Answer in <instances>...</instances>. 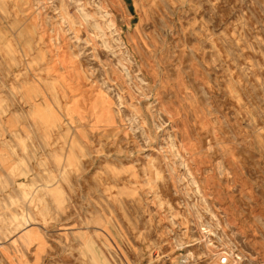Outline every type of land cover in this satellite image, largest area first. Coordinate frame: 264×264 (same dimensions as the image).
<instances>
[{
  "label": "rangeland",
  "instance_id": "obj_1",
  "mask_svg": "<svg viewBox=\"0 0 264 264\" xmlns=\"http://www.w3.org/2000/svg\"><path fill=\"white\" fill-rule=\"evenodd\" d=\"M185 256L264 264V0H0V264Z\"/></svg>",
  "mask_w": 264,
  "mask_h": 264
},
{
  "label": "bare ground",
  "instance_id": "obj_2",
  "mask_svg": "<svg viewBox=\"0 0 264 264\" xmlns=\"http://www.w3.org/2000/svg\"><path fill=\"white\" fill-rule=\"evenodd\" d=\"M109 28H111V24L109 23ZM30 94H27L28 101H32L33 95L32 92L29 91ZM82 100V102H81ZM79 99L78 95L73 92L72 100L69 102V104L66 106L65 114L66 117L69 119H72L71 121L74 124H80L81 122V113H80V105L84 101L83 99ZM88 105H90L91 112L96 113L98 111L104 110L103 107V100L101 97L92 98L91 96L88 97V100L85 101ZM38 105L37 104H31V110H32V116L34 125H43L45 127L46 133L49 134L53 130L57 129L59 127V121L58 118L51 112L48 111L47 114H43L38 111ZM13 126H11L12 128ZM77 127H80L78 125ZM80 135L84 137V134L80 132ZM197 183L193 182V185L196 187V192L201 195V189L199 186L197 187ZM24 196H27L26 192H24ZM206 202V201H205ZM36 221L32 219L31 217L22 218L21 221L18 223L17 228H15V232L17 234L18 239L17 242H14V244H21L22 247L27 249L28 251L31 250V248H35L36 255H40L46 248V244L44 241V238L42 237L40 231L35 227ZM220 221H218L217 226H219ZM221 243L222 240L220 239ZM189 256L192 257L191 254ZM187 257V256H185ZM223 257H218L217 264H230L229 261H221ZM16 264H24V260H18Z\"/></svg>",
  "mask_w": 264,
  "mask_h": 264
},
{
  "label": "built area",
  "instance_id": "obj_3",
  "mask_svg": "<svg viewBox=\"0 0 264 264\" xmlns=\"http://www.w3.org/2000/svg\"><path fill=\"white\" fill-rule=\"evenodd\" d=\"M229 261L228 259H225V260H221V261ZM180 264H190V260L186 257H184L181 261H180ZM227 264V263H225Z\"/></svg>",
  "mask_w": 264,
  "mask_h": 264
}]
</instances>
